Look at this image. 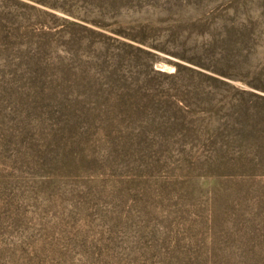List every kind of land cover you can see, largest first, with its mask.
Instances as JSON below:
<instances>
[{"label": "rangeland", "instance_id": "rangeland-1", "mask_svg": "<svg viewBox=\"0 0 264 264\" xmlns=\"http://www.w3.org/2000/svg\"><path fill=\"white\" fill-rule=\"evenodd\" d=\"M0 264H264V0H0Z\"/></svg>", "mask_w": 264, "mask_h": 264}]
</instances>
